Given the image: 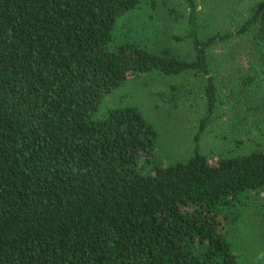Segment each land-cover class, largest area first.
Instances as JSON below:
<instances>
[{
    "label": "trees",
    "instance_id": "1",
    "mask_svg": "<svg viewBox=\"0 0 264 264\" xmlns=\"http://www.w3.org/2000/svg\"><path fill=\"white\" fill-rule=\"evenodd\" d=\"M140 0H0V264H239L229 238L246 194L264 187V146L211 161L200 138L218 105L209 51L251 39L240 88L264 107V0L232 31L198 36L194 57L112 45ZM203 78L194 154L168 164L133 105L104 98L141 73Z\"/></svg>",
    "mask_w": 264,
    "mask_h": 264
},
{
    "label": "rangeland",
    "instance_id": "2",
    "mask_svg": "<svg viewBox=\"0 0 264 264\" xmlns=\"http://www.w3.org/2000/svg\"><path fill=\"white\" fill-rule=\"evenodd\" d=\"M260 0H196L198 36L232 31ZM188 9L184 0H140L121 16L112 32V45L136 43L158 52L168 49L184 59L194 57L185 38ZM254 57L251 39H231L209 51L211 74L218 88V105L200 138V152L211 161L237 156L264 146V107L237 83ZM203 78L191 72L166 75L141 73L108 94L107 107L133 105L155 127L158 154L168 164L184 163L195 149L194 136L204 118ZM229 238L239 264H264V187L246 194Z\"/></svg>",
    "mask_w": 264,
    "mask_h": 264
}]
</instances>
